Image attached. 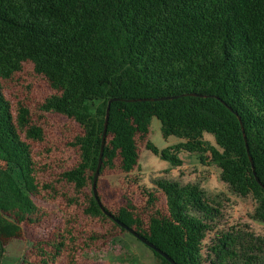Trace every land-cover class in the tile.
I'll list each match as a JSON object with an SVG mask.
<instances>
[{
    "label": "trees",
    "instance_id": "trees-1",
    "mask_svg": "<svg viewBox=\"0 0 264 264\" xmlns=\"http://www.w3.org/2000/svg\"><path fill=\"white\" fill-rule=\"evenodd\" d=\"M27 66L52 89L36 109L26 99L14 107L4 91ZM163 96L176 97L124 100ZM111 98L120 99L111 104L99 176L114 169L117 157L126 176L139 170L140 143L176 166L181 152L196 154L202 164L220 167L237 194L253 196L264 220V0H0V158L24 202L16 217L0 203V256L24 236L23 220L40 221L29 197L53 188L42 180L52 167L34 152V143L46 140L47 113L79 126L70 142L77 158L53 177L72 186L70 200L84 214L110 225L87 235L85 244L128 232L103 212L93 191ZM154 117L165 138L183 140L159 149L148 140ZM156 183L167 211L157 209L147 223L130 201L118 212L102 203L178 264H264V236L216 231L222 203L200 184ZM74 239L66 229L37 241L34 258L25 255L21 264H59L74 251ZM152 250L157 264H172Z\"/></svg>",
    "mask_w": 264,
    "mask_h": 264
},
{
    "label": "rangeland",
    "instance_id": "rangeland-1",
    "mask_svg": "<svg viewBox=\"0 0 264 264\" xmlns=\"http://www.w3.org/2000/svg\"><path fill=\"white\" fill-rule=\"evenodd\" d=\"M4 91L14 107L19 99H26L36 109L52 89L45 79L35 75L30 66H27L16 80L5 82ZM43 123L46 140L41 144L34 143V152L38 159L52 167V171L43 175L42 180L50 181L53 188L41 190L39 194L29 197L40 209L34 215V218L39 216L40 221H22L24 236L9 242L6 253L0 256V264H21L25 255L33 259V243L53 239L66 229L75 235L74 251H65L59 264H157L153 250L129 231L119 233L115 241L108 238L96 241L93 246L85 244L87 235L93 232L105 233L110 225L84 214L81 207L70 200L72 186L57 176L53 177V173L58 172L61 166L73 163L77 158L70 142L79 131V126L58 113H47ZM205 138L215 143L214 135L206 133ZM148 140L159 149H164L183 139L177 136L165 138L161 121L154 117ZM179 156L183 159V164L176 166L140 143L139 170L129 176L122 171L121 159L117 157L114 169H106L98 178V193L103 203L118 212L130 201L147 223L150 215L157 209L167 211V199L157 186V180L198 183L207 194L222 203L223 216L216 231L236 228L264 236V220L260 216L262 212L258 210L253 196L237 194L222 179L221 169L216 164H202L198 155L188 152H181ZM15 189L16 186L7 173L6 163L0 158V203L4 204L6 213L13 217L22 209L20 205H24L20 201L23 198L16 196ZM150 193L156 198L153 203H149ZM13 200L17 201V205L12 206ZM216 231L205 241V252L208 251Z\"/></svg>",
    "mask_w": 264,
    "mask_h": 264
},
{
    "label": "water",
    "instance_id": "water-1",
    "mask_svg": "<svg viewBox=\"0 0 264 264\" xmlns=\"http://www.w3.org/2000/svg\"><path fill=\"white\" fill-rule=\"evenodd\" d=\"M194 94L197 95L196 93H194ZM174 97H176V96H163V97H155V98H147V99H145V98H133V99H124V100H126V101L155 100L156 101V100H166V99H170V98H174ZM119 99L120 98H111L109 100V102H108V107H107V112H106V119H105V128H104V132H103L102 145H101V152H100V156H99L98 165L96 167V171H95V174H94V177H93V191H94V195L96 197L97 202L99 203L100 207L102 208L103 212L106 215H108L109 217L113 218L123 228H125L127 231L132 233L138 239L143 241L146 245H148L149 247H151L155 251L159 252L166 259H168L172 264H178L171 256H169L166 252H164L163 250L158 248L154 243H152L144 235L140 234L134 228H132V227L128 226L127 224L123 223L122 221H120L111 211H109L104 206V204L102 203V200H101V198L99 196V193H98V178H99V175H100V170H101L102 162H103V154H104V147H105V143H106V134H107L108 123H109L110 108H111L112 102L113 101H117ZM240 121H241V118H240ZM243 131H244V136L246 138V144H247V147H248L247 137H246L244 128H243ZM248 152H249V147H248ZM250 159H251V162H252V165H253V168H254V162H253V159H252L251 156H250Z\"/></svg>",
    "mask_w": 264,
    "mask_h": 264
}]
</instances>
